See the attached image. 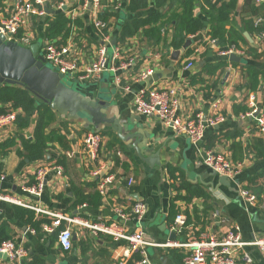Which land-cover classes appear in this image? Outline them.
<instances>
[{"label": "crops", "instance_id": "1", "mask_svg": "<svg viewBox=\"0 0 264 264\" xmlns=\"http://www.w3.org/2000/svg\"><path fill=\"white\" fill-rule=\"evenodd\" d=\"M13 1L3 0L0 18L3 16L2 9ZM154 1L151 0V6ZM199 1L201 5L196 7L197 13L206 7V0ZM59 2L65 3L62 10L72 19L68 35L63 33L53 40L46 39V16L34 17L31 20L33 40L26 47L38 44V53L42 54L47 41L56 42L71 46L82 63H90L96 58L107 35L109 51L121 45L119 63L132 61L127 68L106 72L97 81L80 80L67 74L64 83L78 99L87 103L97 102L101 93L106 99L110 98L109 103L103 105L102 113L119 124L95 126L69 114L62 101H47L57 117L47 132L53 128L59 129L66 135L70 148L66 150L54 142L44 154L26 158L19 155L18 149H22V144L18 142L7 154H0V171L5 176L4 180L0 178V193L12 195L27 205L51 213L80 217L93 223L116 222L128 232H133L138 225L132 216L133 204L137 199L144 200L149 209L143 226L145 238L151 244L144 250L134 251L124 239L116 240L112 235L92 228L72 225L73 246L70 250H64L58 242V229L52 233L43 230L32 232L28 224L15 217L14 203L0 200V226L7 225L12 240L28 251L21 261H11L4 254H0V261L3 264H140L145 260V264H183V261H175V254L181 260L179 254L183 256L184 249L165 246L168 241L188 242L200 238L202 234L219 238L233 225L240 227L244 240L263 236L264 132L258 129L255 117L246 113L253 108L256 113L264 114V76L258 89L251 90L245 65L252 63L264 72V39L259 38V30L254 24L256 17L264 16V3L258 4L254 0L252 5L260 10L258 14H253L245 0H239L233 23L227 26H232L247 39V42L238 40V47H235V55L239 58L231 59V55L227 57L221 54L220 44L212 42L209 23H206L197 34L188 35L187 40L191 39L192 43L175 59V50L183 46L174 48L170 45L174 31L171 24L165 25L166 47L146 38L143 31L122 43L118 41L120 22L133 17L127 10L129 0H116L113 4L105 5L104 17L109 25L106 34L96 28L89 12L80 10V0H52L48 14L61 11ZM74 9L77 13L75 18L72 15ZM165 9H170V6H165ZM146 14L147 10L138 13L140 16ZM247 26L253 28V32L248 31ZM188 49L192 50L190 54H187ZM219 61H224L226 65L215 75L203 73L204 64ZM188 63H192V66L187 67ZM150 69L153 70L151 75L145 80L139 79L142 72ZM193 75L201 76L205 81L192 83ZM66 80L72 81L74 86L68 85ZM143 86L175 87L180 101L179 112L183 116L191 117L204 111L212 116L222 114L223 121L217 126L208 127L201 145H194L187 136L165 126L156 115L145 116L136 111L135 92ZM103 87L106 90H102ZM217 98L221 99V103L215 109L212 102ZM5 106L0 102V107ZM37 120L38 114H35L31 126L23 131L25 137H33ZM91 131L104 133L101 134L100 158L106 161L108 171L117 177L106 196L98 190L101 177L92 175V166L88 165L84 151L85 136ZM15 132L16 125L0 130V142L15 136ZM208 151L222 152L240 167L235 180L224 178L204 163V154ZM62 155L66 156L63 165L58 162ZM48 163L62 165L63 175L49 176L40 197L25 192L24 186L35 183L37 168ZM168 165L178 168L176 185H180L183 178L201 187L208 195L196 196L191 202L177 201L178 214L182 213L187 218V226L181 231L178 229V232L173 229L174 222L168 219L171 201L177 194L172 186L174 180L170 178ZM130 177L136 180L131 186L128 183ZM240 184L254 191L258 197L256 205L247 206L241 202L238 194ZM74 186L75 190L79 189L88 197L76 206L74 203L78 197ZM181 193L187 194L185 190ZM36 212L52 220L54 218L46 212ZM121 212L126 215L125 218L120 216ZM215 213L217 215L214 216ZM246 249L253 256L255 264H264V255L257 247L249 246Z\"/></svg>", "mask_w": 264, "mask_h": 264}, {"label": "built area", "instance_id": "2", "mask_svg": "<svg viewBox=\"0 0 264 264\" xmlns=\"http://www.w3.org/2000/svg\"><path fill=\"white\" fill-rule=\"evenodd\" d=\"M116 0H80V10L89 12L93 17V23L100 31L107 32L108 23L105 21L104 8L106 4H113ZM52 0H14L12 4L2 9L3 16L0 18V32L23 46L30 45L33 40V31L31 29V20L34 17H45L49 11V4ZM258 4H263L264 0H257ZM65 7L64 2L58 3V8ZM78 10V9H77ZM74 18L77 16L76 9L72 11ZM70 18V17H69ZM254 24L257 28L264 26V16L255 18ZM104 36V35H103ZM260 39H264V29L259 31ZM212 42L218 43V40L211 37ZM121 45L109 51L108 35L104 39L103 45L98 49L96 58L90 63H82L77 54L73 52L71 46L59 45L56 42L47 41L43 48V56L58 72L64 75H74L80 80L97 81L106 72L117 71L127 68L132 61L119 63L121 55ZM235 46L228 50H221V54L230 56L235 54ZM188 63L187 67H191ZM153 70H147L140 74L139 79L145 80ZM129 90V87H127ZM253 100V96L251 97ZM221 99L217 98L212 102L215 109L220 107ZM134 105L139 114L150 116L156 115L162 123L171 128L177 134L187 136L194 145H201L208 127L217 126L223 121V115H207L204 111L194 113L191 117L183 116L180 110V101L178 98V89L175 87L157 88L143 86L135 92ZM256 109H251L246 115L255 117L258 129L264 132V114L255 115ZM17 111L9 110L6 113H0V130L6 127L16 125ZM84 151L87 157V163L92 166V175L100 178L98 190L101 195L106 196L110 187L117 180L116 174L108 171L106 161L100 158V149L103 143V137L99 132H88L84 139ZM68 154H70L68 152ZM204 163L219 175L226 176L230 180H235L240 167L234 164L224 153L208 151L204 154ZM63 175V166L55 163L40 165L36 170L35 183L30 186H24V191L30 195L40 197L51 175ZM0 178L5 176L0 171ZM134 177L128 180L129 185L135 184ZM238 194L241 202L247 206H254L258 202L257 195L244 185L238 186ZM0 200L12 202L17 205L27 206L46 212L54 218L51 223H44L42 230L46 233L55 232L57 229L58 242L64 250H70L73 246L72 225H82L112 235L114 239H124L128 241L131 250H144L151 242L145 238L143 220L148 212L149 206L144 200H135L132 207V216L137 221V227L133 232H128L119 223L90 222L80 217L57 214L36 209V207L27 205L17 197L9 194L0 193ZM217 213L214 214V216ZM120 216L125 218L122 212ZM62 223L65 227L60 229ZM187 226V218L180 213L176 216L173 223L174 231H181ZM32 232L36 230L30 228ZM165 246L173 248H183V264H255V260L246 247L254 246L264 255V235L254 236L251 240H244L241 229L238 225H233L225 235L216 237L213 235L202 234L200 238L188 242L178 243L176 240L168 241ZM0 254L6 255L11 261H21L28 255L27 249L18 246L14 240H5L0 245ZM143 260L140 264H145ZM0 264H3L0 261Z\"/></svg>", "mask_w": 264, "mask_h": 264}, {"label": "trees", "instance_id": "3", "mask_svg": "<svg viewBox=\"0 0 264 264\" xmlns=\"http://www.w3.org/2000/svg\"><path fill=\"white\" fill-rule=\"evenodd\" d=\"M253 1L245 0V3L250 7L253 14H258L260 9L258 6L252 5ZM150 3L151 0H129L127 10L132 13L133 17L120 22L119 35H117L118 41L122 43L126 38L134 36L139 31H143L146 38L155 40L156 44L166 47L165 25L171 24L174 31L170 45L174 48H180L186 42L188 35L197 34L205 27L206 23H209V34L212 38L218 40L221 50H228L231 46L238 47V40L247 42L246 37L242 33L236 32L232 26L230 28L227 27L233 23V14L237 9L239 0H206V7H202L200 13L196 12V7L201 5L199 0H155L152 6ZM3 4V0H0V6H3ZM167 5L170 6L168 10L165 9ZM145 10H147L146 15H138L139 12ZM45 22L47 24L45 37L48 40H53L63 33L66 36L68 35L72 19L64 11H51V13L47 14ZM77 22L80 24L79 21ZM262 28L259 27L257 30L260 31ZM247 29L250 32L254 30L250 26H247ZM191 51V49H188L187 54H190ZM225 65L224 61H219L216 64H204L202 71L204 74L213 76ZM245 66L250 78V89H258L264 72H261L252 63H247ZM191 80L192 83L205 81L204 78L197 75H193ZM0 102L7 106L9 105V107H0V113H6L9 109L21 110L16 118L15 136L0 142V154H7L18 142L22 144V149L19 148L18 153L20 156L26 158L44 154L50 147V144L54 142H57L66 150L70 148L66 135L62 134L59 129L53 128L47 132V128L57 120V117L51 105L43 98L32 93L22 85L7 84L0 87ZM35 114H38V120L34 135L32 138H27L23 134V131L31 126ZM99 133L104 134L102 132ZM65 158L66 156L62 155L59 157L58 162L63 165ZM167 168L170 178L174 180L172 186L177 191V194L171 201L168 215V219L174 222L179 213L178 200L191 202L196 196L207 197L208 195L201 187L186 182L183 178L180 185H176L175 181L178 179L176 172L178 168L173 165H168ZM182 190H185L187 194L183 195L181 193ZM75 195L78 199L74 203V206L88 199L79 189L75 190ZM92 202L95 204L94 200ZM13 211L16 218L22 220L37 232L42 231L44 223H51L52 221L48 216L37 213L36 210L22 205L13 204ZM64 227L65 223H62L60 229ZM10 239H12V236L8 234L7 225L2 224L0 226V245L3 241ZM175 256L177 263L183 261L184 255L179 254L181 260L178 259V254H175Z\"/></svg>", "mask_w": 264, "mask_h": 264}, {"label": "water", "instance_id": "4", "mask_svg": "<svg viewBox=\"0 0 264 264\" xmlns=\"http://www.w3.org/2000/svg\"><path fill=\"white\" fill-rule=\"evenodd\" d=\"M191 43V39L186 40L182 49L175 50L174 58L176 59L178 54L187 49ZM38 48V44L23 46L14 40H9L0 32V87L7 84L22 85L48 102L60 100L69 114L95 126L105 123L119 124L117 120L110 119L102 113L103 105L108 104L110 98L106 99L101 93L97 99L98 103L96 101L87 103L78 99L64 84L65 75L48 63L44 56L38 53ZM232 58L239 57L232 54ZM224 178L228 179L226 176Z\"/></svg>", "mask_w": 264, "mask_h": 264}, {"label": "rangeland", "instance_id": "5", "mask_svg": "<svg viewBox=\"0 0 264 264\" xmlns=\"http://www.w3.org/2000/svg\"><path fill=\"white\" fill-rule=\"evenodd\" d=\"M110 52H112V50H110ZM66 82L68 83V85L74 86V83L72 81L66 80ZM75 88H77V87H75ZM102 90H106V88L103 87Z\"/></svg>", "mask_w": 264, "mask_h": 264}]
</instances>
